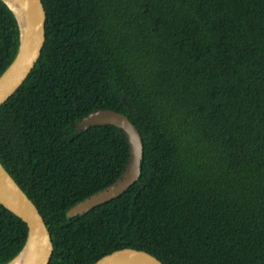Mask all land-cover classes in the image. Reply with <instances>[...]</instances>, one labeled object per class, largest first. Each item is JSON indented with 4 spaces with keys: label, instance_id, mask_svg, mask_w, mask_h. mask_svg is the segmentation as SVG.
I'll list each match as a JSON object with an SVG mask.
<instances>
[{
    "label": "trees",
    "instance_id": "trees-1",
    "mask_svg": "<svg viewBox=\"0 0 264 264\" xmlns=\"http://www.w3.org/2000/svg\"><path fill=\"white\" fill-rule=\"evenodd\" d=\"M46 41L0 108V161L50 227V264L118 249L165 264H264V0H43ZM21 28L0 0V76ZM99 109L127 114L144 142L140 179L69 217L117 181L130 144ZM28 225L0 203V264Z\"/></svg>",
    "mask_w": 264,
    "mask_h": 264
},
{
    "label": "water",
    "instance_id": "water-1",
    "mask_svg": "<svg viewBox=\"0 0 264 264\" xmlns=\"http://www.w3.org/2000/svg\"><path fill=\"white\" fill-rule=\"evenodd\" d=\"M5 1L17 15L10 2L8 0ZM24 2L28 9L29 26L23 30L20 25L21 44L19 51L12 63L0 76V108L18 91L32 72L42 54L47 38L46 24L48 14L44 1L24 0ZM108 124L123 129L127 135L130 144L128 166L122 176L113 184L71 207L67 212L69 217L83 215L97 206L119 197L140 179L144 157V142L139 128L127 114L112 109H99L83 117L78 122L80 130H87L91 126ZM0 164L11 179L7 181L0 176V203L28 225L26 244L13 260L29 247L31 254L27 264H50L55 251L50 227L34 201L5 169L1 161ZM94 264L165 263L148 251L126 247L101 257Z\"/></svg>",
    "mask_w": 264,
    "mask_h": 264
},
{
    "label": "bare ground",
    "instance_id": "bare-ground-1",
    "mask_svg": "<svg viewBox=\"0 0 264 264\" xmlns=\"http://www.w3.org/2000/svg\"><path fill=\"white\" fill-rule=\"evenodd\" d=\"M10 4L13 6L17 15L19 17L20 25L22 26L23 30L29 26V19L27 17V6L24 0H8ZM0 176L7 181H10V177L6 174L3 167L0 164ZM30 249L27 247L15 260L10 262L9 264H27L30 259Z\"/></svg>",
    "mask_w": 264,
    "mask_h": 264
}]
</instances>
